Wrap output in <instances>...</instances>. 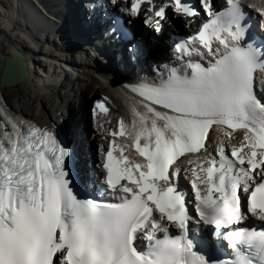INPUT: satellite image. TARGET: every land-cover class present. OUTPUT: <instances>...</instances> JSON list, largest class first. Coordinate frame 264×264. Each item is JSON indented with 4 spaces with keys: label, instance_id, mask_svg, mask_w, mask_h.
<instances>
[{
    "label": "snow or ice",
    "instance_id": "snow-or-ice-1",
    "mask_svg": "<svg viewBox=\"0 0 264 264\" xmlns=\"http://www.w3.org/2000/svg\"><path fill=\"white\" fill-rule=\"evenodd\" d=\"M198 2L210 21L192 44L176 45L187 61L164 66L158 82L135 86L146 113L133 109L130 123L118 119L108 146L99 147L112 202L81 198L71 149L55 133L24 128L0 111V264H264V229L241 226L249 217L264 222V93L255 87L264 47L245 40V9L264 18V4L225 0L218 11L213 0ZM146 3L152 0H130L131 12ZM167 7L154 9L155 16L163 19ZM171 7L199 15L186 0ZM153 26L160 30L158 20ZM96 108L108 112L103 102ZM215 126L228 130L229 141L234 132L245 135L236 144L222 139L215 156L189 160L186 171L195 222L214 226L213 235L234 250L228 261L209 259L189 237L194 217L178 183L180 158L206 152ZM124 137L146 163L125 154L128 146L117 143Z\"/></svg>",
    "mask_w": 264,
    "mask_h": 264
},
{
    "label": "bare ground",
    "instance_id": "bare-ground-1",
    "mask_svg": "<svg viewBox=\"0 0 264 264\" xmlns=\"http://www.w3.org/2000/svg\"><path fill=\"white\" fill-rule=\"evenodd\" d=\"M249 1L258 4L262 2V0ZM46 4L48 3L45 1L37 0H0V91L16 112L55 132L62 128V124L66 125L67 111L72 117L70 112L74 111V105L76 107V104L81 105L84 101L88 103L91 99L103 102L108 112L104 116H96V129L92 124H88L84 112L74 116L76 124L78 118L83 123V131L80 132L81 138L77 142L78 169L81 171V175L90 176L91 169L95 171L94 174L99 172L97 169V163L101 159L99 147H105L111 139L107 134L108 130L114 129L117 120L121 117L125 119L126 123H130L134 118L133 109L140 112L136 106L137 103H135V96L124 89V80H122L124 78L120 76L121 70L127 68L126 65L129 64L125 63L124 66H121V63L116 61H110V64L103 61L94 63L88 60L90 59L87 56L89 53L85 48L79 47L75 42L65 38L53 37L57 17L54 15L56 13L50 11V6H46ZM70 15L75 23V18L78 17L77 13H70ZM57 16L59 15L57 14ZM2 18L3 22H1ZM176 19L171 18L166 22L165 31L171 30L170 24L182 22V19ZM77 29L80 31L79 35L87 39V33L81 30L88 31L89 27L86 24L81 27L77 23ZM165 31L162 32L164 38ZM88 42L91 41L88 40ZM166 42L167 39L162 41L161 54L163 55L170 51ZM16 50L23 54L22 65L29 74L25 81L15 86L5 87L1 83V78L5 72L8 58L13 56ZM150 59L154 60L157 57L152 55ZM145 64L137 63L136 68L142 75L157 79L158 77L152 73L150 68L145 67ZM70 66L73 68L70 71L77 68L75 70L76 79L82 83V87H78L77 90V95L80 98L74 102V105L73 103L69 104L68 98L70 92L76 91L75 88H72L70 92H65L60 89L57 91L55 87L61 83L69 85L71 74L67 67ZM58 67H62V69L60 70ZM140 73L129 74L130 82L140 81L142 79ZM86 91H88L89 97L85 96ZM89 108L90 104L88 103ZM89 113L88 111V115ZM107 126H109L108 129ZM127 139V137L117 139V143L127 145L124 142ZM222 139L227 145L236 144L243 139V135L237 134L231 141L224 136L220 137V140ZM129 142L128 139L127 143ZM179 166L185 171L192 167L188 162H182ZM187 172L191 175L190 171Z\"/></svg>",
    "mask_w": 264,
    "mask_h": 264
},
{
    "label": "water",
    "instance_id": "water-1",
    "mask_svg": "<svg viewBox=\"0 0 264 264\" xmlns=\"http://www.w3.org/2000/svg\"><path fill=\"white\" fill-rule=\"evenodd\" d=\"M23 54L16 51L15 54L8 58L5 72L2 75L1 83L3 86H15L27 78L28 70L22 65Z\"/></svg>",
    "mask_w": 264,
    "mask_h": 264
},
{
    "label": "rangeland",
    "instance_id": "rangeland-1",
    "mask_svg": "<svg viewBox=\"0 0 264 264\" xmlns=\"http://www.w3.org/2000/svg\"><path fill=\"white\" fill-rule=\"evenodd\" d=\"M82 87V86H81ZM85 88V87H84ZM87 93H86V97H89V95H88V91H86Z\"/></svg>",
    "mask_w": 264,
    "mask_h": 264
}]
</instances>
